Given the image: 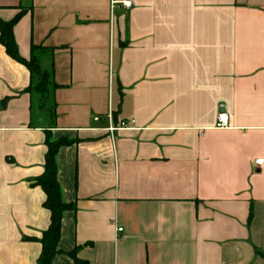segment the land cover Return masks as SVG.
I'll use <instances>...</instances> for the list:
<instances>
[{
  "label": "crops",
  "instance_id": "crops-1",
  "mask_svg": "<svg viewBox=\"0 0 264 264\" xmlns=\"http://www.w3.org/2000/svg\"><path fill=\"white\" fill-rule=\"evenodd\" d=\"M22 11L52 78L0 43V264L42 255L47 133L80 141L51 264H264V0H0Z\"/></svg>",
  "mask_w": 264,
  "mask_h": 264
},
{
  "label": "trees",
  "instance_id": "trees-1",
  "mask_svg": "<svg viewBox=\"0 0 264 264\" xmlns=\"http://www.w3.org/2000/svg\"><path fill=\"white\" fill-rule=\"evenodd\" d=\"M25 13L26 11L20 12L14 19L8 22L0 20V43L11 59L24 65L30 71L31 78H39V84L35 87H31L29 92L35 91L41 95H46L49 92L52 73L43 72L39 66L44 48L33 45L30 59L25 60L20 55L15 39L14 29ZM79 142V140L67 138L54 140L51 134L47 133L45 169L44 173L36 179L34 185L40 187L45 193L46 201L44 203V208L50 212L51 217L48 230L41 239H37L43 248L38 264H51L54 257L59 253L58 244L61 237L63 216L66 212L72 210L73 206L63 201L62 189L58 180L57 156L62 148L78 144Z\"/></svg>",
  "mask_w": 264,
  "mask_h": 264
},
{
  "label": "built area",
  "instance_id": "built-area-1",
  "mask_svg": "<svg viewBox=\"0 0 264 264\" xmlns=\"http://www.w3.org/2000/svg\"><path fill=\"white\" fill-rule=\"evenodd\" d=\"M124 6L126 8H131L132 4L131 3H124ZM96 120H98V119H96ZM126 128H128L127 127V124L126 123H122L120 129L111 126L109 128V132L113 135L115 132H117L119 130H122V129H126ZM217 128L218 129H221V130H226V129H229L230 128V118H229V116L227 114L223 113V114H221L218 117ZM261 163L262 162H259L258 164H261ZM117 231H118V233H122L123 232V229H118Z\"/></svg>",
  "mask_w": 264,
  "mask_h": 264
}]
</instances>
